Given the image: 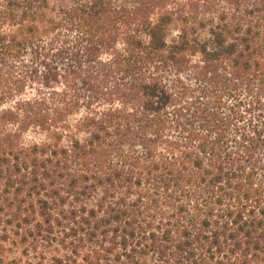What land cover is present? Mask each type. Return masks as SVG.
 Here are the masks:
<instances>
[{"label":"trees","instance_id":"1","mask_svg":"<svg viewBox=\"0 0 264 264\" xmlns=\"http://www.w3.org/2000/svg\"><path fill=\"white\" fill-rule=\"evenodd\" d=\"M0 264H264V0H0Z\"/></svg>","mask_w":264,"mask_h":264},{"label":"rangeland","instance_id":"2","mask_svg":"<svg viewBox=\"0 0 264 264\" xmlns=\"http://www.w3.org/2000/svg\"><path fill=\"white\" fill-rule=\"evenodd\" d=\"M171 37L174 38L175 37V32H172ZM41 138V135L35 132H27L26 134H24L23 136V140L28 142L32 139H39Z\"/></svg>","mask_w":264,"mask_h":264}]
</instances>
